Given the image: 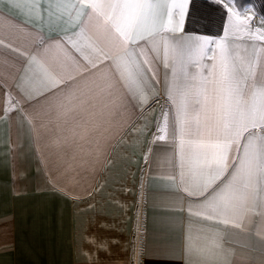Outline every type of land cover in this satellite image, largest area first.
Here are the masks:
<instances>
[{"label":"snow or ice","instance_id":"1","mask_svg":"<svg viewBox=\"0 0 264 264\" xmlns=\"http://www.w3.org/2000/svg\"><path fill=\"white\" fill-rule=\"evenodd\" d=\"M214 2L226 14L222 36L185 32L186 21L198 23L192 0H10L25 19L2 24L29 47L0 39L22 58H0L16 89L0 81V116L15 113L37 141L53 124L58 144L85 141L91 171L158 98L163 68L166 107L154 140L168 145L159 157L166 207L187 216L185 264H232L224 229L247 231L254 217L264 238V15L256 26L251 6Z\"/></svg>","mask_w":264,"mask_h":264},{"label":"crops","instance_id":"2","mask_svg":"<svg viewBox=\"0 0 264 264\" xmlns=\"http://www.w3.org/2000/svg\"><path fill=\"white\" fill-rule=\"evenodd\" d=\"M24 19L10 0H0V39L27 49L29 40L2 24ZM3 57L22 62L0 46ZM12 72L0 65V81L6 80L15 93ZM159 79L158 98L109 140L104 163L95 171L82 163L91 160L85 141L80 147L58 144L54 124L39 128L37 141V133L21 126L15 113L8 119L0 116V264H185L187 216L166 207L171 196L160 179L166 166L159 157L168 145L154 140L166 107L162 67ZM3 101L0 87V109ZM258 222L254 217L247 231L224 229L226 247L234 250L232 264H264ZM138 248L140 255L134 251Z\"/></svg>","mask_w":264,"mask_h":264},{"label":"trees","instance_id":"3","mask_svg":"<svg viewBox=\"0 0 264 264\" xmlns=\"http://www.w3.org/2000/svg\"><path fill=\"white\" fill-rule=\"evenodd\" d=\"M190 14L194 11L198 18V23L192 24L186 21L185 30L195 31L208 35H221L223 33L226 14L221 4L213 0H192ZM240 5H252L258 15H264V0H238Z\"/></svg>","mask_w":264,"mask_h":264},{"label":"rangeland","instance_id":"4","mask_svg":"<svg viewBox=\"0 0 264 264\" xmlns=\"http://www.w3.org/2000/svg\"><path fill=\"white\" fill-rule=\"evenodd\" d=\"M252 6V5H251ZM248 15H250V14H248ZM251 15H252V13H251ZM257 18H259V17H257ZM257 18H256V20H257ZM256 20H253V23H258L257 25H259V22H257ZM259 21V20H258Z\"/></svg>","mask_w":264,"mask_h":264}]
</instances>
